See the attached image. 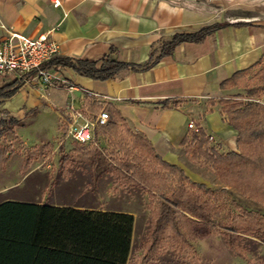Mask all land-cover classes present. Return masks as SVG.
<instances>
[{
    "label": "crops",
    "instance_id": "obj_1",
    "mask_svg": "<svg viewBox=\"0 0 264 264\" xmlns=\"http://www.w3.org/2000/svg\"><path fill=\"white\" fill-rule=\"evenodd\" d=\"M53 1L0 0V24L6 27L0 26V39L8 30L31 38L47 33L58 42L60 56L100 59L108 55L142 64L175 33L213 22L223 25L200 41L175 44L146 68L122 69L105 80L66 66L50 69L67 83L44 85L34 73L25 78L0 75V88L15 87L10 96L0 98V118L22 119L35 109L39 117L52 113L56 120L64 119L65 131L71 110L81 112L79 121L102 109L114 110L164 160L181 166L177 148L194 131L188 128L189 121L221 148L238 150L237 131L215 100L240 89L238 80H248L264 65V0H58L57 5ZM134 233L135 226L131 245Z\"/></svg>",
    "mask_w": 264,
    "mask_h": 264
},
{
    "label": "trees",
    "instance_id": "obj_2",
    "mask_svg": "<svg viewBox=\"0 0 264 264\" xmlns=\"http://www.w3.org/2000/svg\"><path fill=\"white\" fill-rule=\"evenodd\" d=\"M221 25L213 22L194 31L175 33L156 54L152 50L150 59L142 64L117 61L108 55L100 59H81L56 54L41 67H71L80 75L105 80L122 69L146 68L161 55L169 53L175 44L200 41ZM258 73L264 82V65ZM14 90L13 85L1 87L0 98L10 96ZM263 90L261 86L253 87L250 94L259 95ZM162 105H167V101H162ZM222 107L221 112L237 131L238 150H220L219 145H211L209 135L201 128L192 131L190 143L192 160L211 169L222 184L218 188L191 179L181 165L164 160L143 134L134 131L124 117L109 109L106 110L109 121L96 129L103 128V136L111 140L118 124L124 125L128 142L115 145L122 151L121 158L100 162L97 153L74 155V149L60 157V162L88 164L93 171L102 163V171L116 174L122 184L141 187L157 198L153 201L154 236L138 264H147L144 263L147 256L160 246L159 239L169 237L171 232L179 235L181 226L178 223L186 218V214L213 229L224 231L230 248L244 247L239 242L235 246L237 240L262 236L264 213L241 206L230 197L228 187L255 201H264V103L228 101ZM24 124L22 119L3 116L0 118V135L4 131L16 134V128ZM187 136L181 145L186 144ZM20 142L23 144L22 140ZM46 145L52 147L50 142L43 144ZM33 147L28 146L30 154L36 150ZM5 151L8 152V148ZM28 162L24 160L22 167ZM162 178L164 180L160 181ZM6 198L0 199V264L128 263L135 223L133 212L76 203L51 204L34 199Z\"/></svg>",
    "mask_w": 264,
    "mask_h": 264
},
{
    "label": "rangeland",
    "instance_id": "obj_3",
    "mask_svg": "<svg viewBox=\"0 0 264 264\" xmlns=\"http://www.w3.org/2000/svg\"><path fill=\"white\" fill-rule=\"evenodd\" d=\"M255 71L248 80H243L242 77L238 80L240 89L230 91L215 100L220 109L223 105L226 106L228 101L264 103V90L259 95L250 94L253 87L264 88L261 73ZM55 116L50 113L39 117L38 111L32 109L23 116L25 124L16 128V134L4 131L0 135V199L28 198L129 210L135 217V235L128 264H138L154 236L153 201L157 198L146 189L122 184L116 174L102 171V163L93 171L88 164H68L66 161H59L60 157L71 149L75 150L74 155L97 153L100 155V162L104 159L116 161L123 155L115 145H119V142L126 143L129 139L124 132V125L118 124L111 140H106L103 128H98L94 141L81 143L65 136L66 130L63 129L65 120L61 118L56 120ZM194 132H190L186 137V144L189 146L183 144L177 148L182 166L185 172L195 177L197 181H202L211 188H218L222 184L211 169L192 160L190 143ZM47 141L52 147L43 146ZM209 141L211 145H216L210 138ZM31 145L36 149L33 154L28 152V146ZM5 148H8V152ZM219 148L225 150L220 146ZM24 160L29 162L27 166L22 167ZM228 189L230 197L241 206L264 213V201H255L234 188ZM186 215V218L178 223L181 226L179 235L175 236L177 234L171 232L169 237L159 239L160 246L154 248L153 254L147 256L144 263L264 264V229L259 238H246L234 242L235 246L238 242L243 244V248L240 246L230 248L224 231L213 229L205 222ZM138 251L141 252L139 255Z\"/></svg>",
    "mask_w": 264,
    "mask_h": 264
},
{
    "label": "built area",
    "instance_id": "obj_4",
    "mask_svg": "<svg viewBox=\"0 0 264 264\" xmlns=\"http://www.w3.org/2000/svg\"><path fill=\"white\" fill-rule=\"evenodd\" d=\"M179 2L180 0H174ZM58 0L53 4L57 5ZM6 28L4 24H0ZM59 44L47 33L31 38L13 30H8L7 35L0 39V75L14 73L18 78H25L32 71L35 77L44 85H52L54 81L60 80L67 83L66 79L59 78L56 71L50 68H43L41 64L52 56L58 54ZM69 88H72L68 85ZM72 111L67 120L65 136L75 141L86 143L95 140V130L100 125L109 121V113L102 109L92 118H83L79 111ZM188 128L198 130L193 121H189ZM212 139V136L209 135Z\"/></svg>",
    "mask_w": 264,
    "mask_h": 264
}]
</instances>
